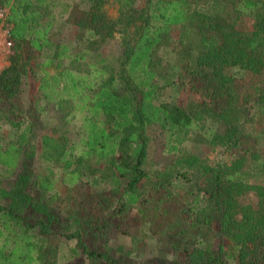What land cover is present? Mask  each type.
I'll return each instance as SVG.
<instances>
[{
	"label": "trees",
	"instance_id": "trees-1",
	"mask_svg": "<svg viewBox=\"0 0 264 264\" xmlns=\"http://www.w3.org/2000/svg\"><path fill=\"white\" fill-rule=\"evenodd\" d=\"M134 1L0 0L13 51L0 69V117L8 120L21 88L34 79L45 103L69 100L79 117L73 129L58 130V139L41 136L37 154L25 130L0 151V165L17 168L13 181L0 183V264H153L103 244L106 229L132 211L148 234L176 237L170 245L180 264H264V77L255 80L264 75V3L144 0L134 12ZM73 6L81 8L76 25L84 38L70 54V45L54 41L53 29ZM108 9H117V27ZM240 18L251 22L248 30L234 27ZM115 33V56L89 49ZM24 46L39 61L22 60ZM87 56L92 61L80 70L62 64ZM233 70L254 83L240 118L225 97ZM173 90L186 99H170ZM152 127L173 156L161 169L146 157ZM192 135L205 138L212 152L217 148L222 162L207 167L187 153ZM36 157L59 169L73 190L63 213L50 208L41 191L50 190L56 174L46 167L43 178H31ZM243 180L255 185L251 211L227 191ZM179 196L198 206L183 225L175 213Z\"/></svg>",
	"mask_w": 264,
	"mask_h": 264
},
{
	"label": "rangeland",
	"instance_id": "rangeland-1",
	"mask_svg": "<svg viewBox=\"0 0 264 264\" xmlns=\"http://www.w3.org/2000/svg\"><path fill=\"white\" fill-rule=\"evenodd\" d=\"M67 1L72 4L74 3V0ZM143 1L144 0H135L132 10L134 12L138 11L143 6ZM228 1L232 2L234 0ZM256 1L264 3V0ZM0 6L2 5L0 4ZM80 10V7L75 8V6H73L65 21L60 24L57 23V27L53 29L54 41L70 45V54H75L80 51V46L84 38L81 29L76 25L82 18V12ZM116 10L108 9L106 14L114 21L117 27L120 24L121 17ZM250 25L251 22L247 18H240V20L235 21L234 27L238 30L246 31L249 29ZM119 43V36L115 33L103 43L95 42V44L90 46L89 49L93 51V49L98 48L96 50L97 53L101 56L110 57L113 55L115 56L118 53ZM20 55L22 60L29 59L39 61L40 59L38 54L32 52L27 46L22 48ZM90 61H92V57L87 56L84 61H79V63L69 60L66 62L62 61V64L69 69L77 67L80 70L83 67L81 64ZM4 64L0 62V67H3ZM49 72L52 71L49 70ZM232 73L234 75V82L232 85L226 87V103L229 106L238 109L237 118H240L246 113V102L244 100L247 95L251 94L250 88L251 86L253 87L254 83L253 79L247 81L246 79H241L236 70H233ZM263 77L264 75L261 74V76L255 78V80L258 81ZM35 82L36 80L34 79L33 83L28 88H25L24 86L21 88L18 96L13 101L14 107L7 118L8 120L0 117V151H3L8 142L13 143L14 140H16V136L20 135V133L25 130L26 139L33 144L35 147V153L37 154L39 139L41 136H51L58 139V130L61 127L67 130L73 129L77 126L79 117L77 111L75 113L73 110V104L69 100H61L56 104L45 103L35 88ZM170 99L177 101V103H181L186 97H182V94L177 90H173ZM238 121H240V119H238ZM225 131L226 129L222 127L217 131V134L221 135L225 133ZM146 136L148 140L146 157L155 169H161L167 162L173 159V156L164 153L162 132L160 130L154 127L147 128ZM184 145L187 153L198 155L203 164L207 167H212L216 160L222 162L219 158V150L214 148L212 152L211 145L207 143L206 139L201 135L198 137L196 135L190 136ZM45 165L46 164L42 163L37 157L34 158L29 166L31 178L33 182L39 177L43 178L46 174V167L50 168V170L56 174L54 179H52V187L50 190L46 191L43 189L41 191H45L43 193V199L49 207L58 211V213H63L64 209L68 210L67 200H72L71 192L73 190L69 185L62 182L59 169ZM246 167L247 169L251 167L249 159H246L245 161L244 168L246 169ZM16 174L17 168L9 170L0 165V183L2 185L6 186L13 181ZM253 186H255L253 183L234 181L227 185V191L238 206L247 207L251 211L256 201V190ZM175 198V203L179 206L175 213L180 214V220L183 225L185 222L187 223L189 221L192 212H195L198 206L191 205L187 197L179 196ZM70 221H76L74 213ZM181 222L177 221L176 225L180 226ZM88 239L89 238L84 236L85 242H87ZM173 240H176V237L163 238L161 236L148 234L147 231L142 229L135 212L132 211L124 220L115 222L112 226H109L106 229V236L103 244L115 249L123 256H127V254H129V257L132 255H138L140 258H145L147 262L153 264H180L181 255L171 250L170 244ZM91 241L96 245L102 244L101 237L93 236ZM61 242L62 241L58 239L54 240V243L57 244H60ZM66 244L72 246L69 242ZM66 264H77V262L69 260ZM227 264H234V262L228 260Z\"/></svg>",
	"mask_w": 264,
	"mask_h": 264
},
{
	"label": "built area",
	"instance_id": "built-area-1",
	"mask_svg": "<svg viewBox=\"0 0 264 264\" xmlns=\"http://www.w3.org/2000/svg\"><path fill=\"white\" fill-rule=\"evenodd\" d=\"M6 15V9L3 6H0V62H2V64H4L7 58L13 54L12 42L9 38V27L5 21Z\"/></svg>",
	"mask_w": 264,
	"mask_h": 264
}]
</instances>
